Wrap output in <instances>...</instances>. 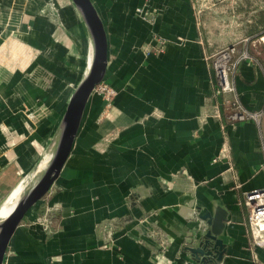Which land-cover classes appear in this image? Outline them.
<instances>
[{
    "label": "crops",
    "instance_id": "1",
    "mask_svg": "<svg viewBox=\"0 0 264 264\" xmlns=\"http://www.w3.org/2000/svg\"><path fill=\"white\" fill-rule=\"evenodd\" d=\"M63 1L65 28L44 10ZM92 2L108 37L104 82L118 94L110 109L91 97L61 176L16 231L4 264H196L188 248L207 229L200 214L218 208L228 213L220 264H254L245 196L264 188V62L253 53L264 36V0H236L230 12L215 0L199 18L194 0ZM45 3L20 28L28 53H57L73 39L89 55L71 0ZM4 5L0 44L9 25ZM157 39L167 42L162 53L154 52ZM234 45L236 60L248 59L231 78L235 92L218 96L207 58ZM47 67L41 56L28 69L0 64V210L48 149L66 109L56 93L58 105L48 116L39 111L45 117L35 133L26 125ZM236 105L258 119L230 123ZM12 132L25 141L14 144ZM223 154L229 159L217 160ZM42 216L44 227L34 222ZM258 255L264 259V250Z\"/></svg>",
    "mask_w": 264,
    "mask_h": 264
},
{
    "label": "water",
    "instance_id": "2",
    "mask_svg": "<svg viewBox=\"0 0 264 264\" xmlns=\"http://www.w3.org/2000/svg\"><path fill=\"white\" fill-rule=\"evenodd\" d=\"M71 2L82 20L88 38L87 70L70 99L51 144L28 176L23 193L11 212L0 221V264H4L12 238L30 210L46 197L61 176L79 135L94 90L105 81L109 48L104 23L92 0ZM200 219L207 224V229L195 242L199 246L188 249L195 256L196 264H220L225 252L221 237L226 230L228 213L218 208L214 215L208 212L200 214Z\"/></svg>",
    "mask_w": 264,
    "mask_h": 264
},
{
    "label": "rangeland",
    "instance_id": "3",
    "mask_svg": "<svg viewBox=\"0 0 264 264\" xmlns=\"http://www.w3.org/2000/svg\"><path fill=\"white\" fill-rule=\"evenodd\" d=\"M3 1L5 4L3 10H5V12L3 11L2 13H4L5 18H6L4 24L5 25L9 24L8 27L7 26L2 27V30L4 31V33L5 32L9 33V35H8L9 41H8V43H6L4 45V48L5 49L11 48L12 43L16 42V46L11 49L12 53L6 58L5 62H7L10 65H15L17 67L23 68L24 65H27L31 61L30 58L32 56L31 55L32 53L31 54H29V53L31 52L30 49H32V47L22 44L23 41H21L20 38H21V36H23V32L20 28L23 24H27V22L29 20H31V18H34V16L38 15V11L40 10V7L41 6L43 7V5H46V3H45L46 0H18V2L15 5H10L9 3H11V2L9 0H3ZM235 2H236V0H225V1H223L221 3L222 9H224L225 12H228V11L230 12L231 5H232V3H235ZM215 6H217V5H215L214 0H194V9H195V12H196V15L198 18H199V16L203 15L202 14L203 10L204 11L206 10V12H208V13L213 12L214 9L216 8ZM233 6H235V4H233ZM65 7H66V4L64 3V1L61 2V4L59 2L54 6L48 4V6H46L44 9L45 15L49 19L55 20V24H57L58 26H60V24H62L63 28H65L64 23H61V16H62L61 11ZM218 7H220V6H218ZM140 9L142 10L143 8H140ZM159 11L161 12L160 15H162L163 14L162 10H159ZM199 12H201L200 15H199ZM41 14H42V12H41ZM139 16H141V13L137 12V17H139ZM150 19L151 18H149V20ZM22 20H23V22H21ZM62 22H63V20H62ZM148 22H153V21L150 20ZM209 24L211 25V28H213L215 22L212 21ZM11 33H13L12 36H11ZM4 41H6V38ZM164 43L167 44L166 41H164ZM165 46L166 45H164V46L159 45L158 47L164 48ZM234 46L237 49V53H236V55L232 56V62L235 61L237 55L239 54L238 45H234ZM59 47H61V48L57 53H55L53 51L50 53L47 52L44 56H42V53H40V54L34 53L32 56V61L30 63L31 66L33 65V63L38 58H40V56L43 57V59L45 61H47V63H48L45 80L42 84L43 88H44L43 92L41 93L42 99L39 98V100L35 102L33 108H28V110H26L25 122H26L28 129L30 130V132L32 134L35 133V130H36V129H34L35 126H38V124H40V122H42V119H44V117H45L43 115V113H39V111L40 112L46 111L45 113L48 116L56 108V105H58V101L54 100V95L56 93H58V94L61 93V95L63 96V99L65 98V100L63 101V105L66 106V109H67L69 102H70V99H71L76 87L78 86V84L82 80V78L85 75V72L87 70L89 55H87L86 52H82L81 47L77 46L73 39H71V41L69 43H68V41H67V43L64 42V44L59 45ZM229 47H231V46H229ZM229 47H227V46L219 47L217 50H215V52L212 53L211 56H214L213 59L210 60L212 67H213L214 63L224 55V53L226 52V50ZM253 49H254V52H253L254 56L257 57L258 59H260L262 62H264V43L260 39H258L256 41L255 47ZM23 50H24V54L29 55V56H27V58H23V56L20 55L22 53L19 51H23ZM105 84H107V83L105 82ZM43 96H45L47 98L46 101L44 100ZM99 98L102 100V103H103L104 100L102 99V97H99ZM112 104L109 106H106L104 103L105 107L109 108V109L112 107ZM66 109H65V112H66ZM65 112H64V114H65ZM64 114H63L54 134H52V138L55 136V134H56L61 122H62ZM8 135L10 136V139L15 140L14 144H16V145L25 141L24 136H18L15 132H12V134H8ZM46 151H47V149L46 150H44V149L40 150L41 157H40L39 161H41V158L45 154ZM28 176L24 177L20 181V184L26 183L28 181ZM43 218H44L43 216L41 217V219H40V217L39 218L37 217L36 220L39 219V220L43 221L44 224H46V222H44ZM23 225L26 229H28L32 225V223H30V224L25 223Z\"/></svg>",
    "mask_w": 264,
    "mask_h": 264
},
{
    "label": "built area",
    "instance_id": "4",
    "mask_svg": "<svg viewBox=\"0 0 264 264\" xmlns=\"http://www.w3.org/2000/svg\"><path fill=\"white\" fill-rule=\"evenodd\" d=\"M215 1V0H214ZM218 2H223L225 0H216ZM138 13H141V16H143L144 10L138 9ZM201 12H199V15ZM6 33V32H5ZM6 40L7 43L9 41L8 35L9 33L7 32L6 34ZM13 33H11V36ZM264 43V36L258 38ZM158 45L164 46L166 45L164 41L157 40ZM5 43L0 44V64L4 63L6 61V58L12 53V48L16 46V42L12 43L11 48H4ZM26 51V50H25ZM164 51V48H157L154 50L156 53H162ZM22 54L23 58H27V56L24 54L23 51H19ZM18 52V53H19ZM153 53V52H150ZM237 49L235 46L229 47L224 55L218 59L214 65H213V70L217 78V95H225V94H231L235 92V88L232 84L231 78L233 75L237 72V68L239 65V62L241 60H246L248 59V56L241 55L240 60L237 61L235 59L234 62H232V56L236 55ZM33 56V54H31ZM32 56L30 60L32 61ZM214 56H209L207 60H212ZM29 60V61H30ZM31 61L27 64L24 65L26 69L29 68V64ZM7 63V62H6ZM8 64V63H7ZM11 68L16 67L15 65H10L8 64ZM29 65V66H28ZM99 96L102 97L104 100V103L106 106H109L113 103L114 99L117 96V91L113 89L111 86L108 84H105V82L101 83L98 85L92 96ZM234 113L229 116L228 121L230 123H242L246 121L247 119H250V117H253L255 119H258L257 115L252 116L250 113L245 112L243 109H241L238 105L234 107ZM214 117L220 119L221 116L218 112V106H216V111L214 112ZM229 159L226 154H223L217 158V160H227ZM216 160V161H217ZM245 203L248 209V225H249V230H250V249L252 251V257H253V263L254 264H264V259H261L260 256L258 255V250H264V188L263 189H257L253 190L251 192H248L245 196ZM47 216H44V222L47 221ZM35 224L37 226L44 227V223L41 220H36Z\"/></svg>",
    "mask_w": 264,
    "mask_h": 264
},
{
    "label": "bare ground",
    "instance_id": "5",
    "mask_svg": "<svg viewBox=\"0 0 264 264\" xmlns=\"http://www.w3.org/2000/svg\"><path fill=\"white\" fill-rule=\"evenodd\" d=\"M45 168V166H44ZM43 168V169H44ZM25 187V183H22L16 190L15 192L11 195V197L7 200L5 205L1 208L0 210V221H2L13 209L15 204L17 203L20 195L23 193V189Z\"/></svg>",
    "mask_w": 264,
    "mask_h": 264
}]
</instances>
